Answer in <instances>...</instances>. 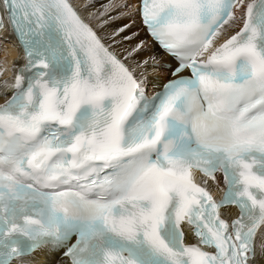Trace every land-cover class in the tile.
Returning <instances> with one entry per match:
<instances>
[{"label": "snow or ice", "instance_id": "6c2138e0", "mask_svg": "<svg viewBox=\"0 0 264 264\" xmlns=\"http://www.w3.org/2000/svg\"><path fill=\"white\" fill-rule=\"evenodd\" d=\"M0 52V264H264V0H0Z\"/></svg>", "mask_w": 264, "mask_h": 264}, {"label": "bare ground", "instance_id": "6f19581e", "mask_svg": "<svg viewBox=\"0 0 264 264\" xmlns=\"http://www.w3.org/2000/svg\"><path fill=\"white\" fill-rule=\"evenodd\" d=\"M132 2L135 3L136 0H132ZM2 55H3V53L0 52V57H2ZM217 194H220V192H218ZM231 211H235V209L233 208V209H231ZM258 243H260V241H258ZM36 259H37V262H38L39 264H41V263H43L46 259H50V257H46V256L43 255V254H38L37 257H36Z\"/></svg>", "mask_w": 264, "mask_h": 264}]
</instances>
